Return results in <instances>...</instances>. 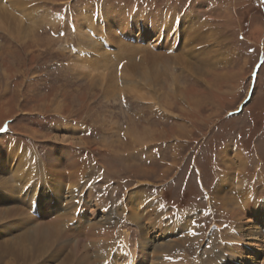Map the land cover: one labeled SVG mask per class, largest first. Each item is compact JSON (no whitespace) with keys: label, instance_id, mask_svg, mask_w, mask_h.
Masks as SVG:
<instances>
[{"label":"rangeland","instance_id":"374dc122","mask_svg":"<svg viewBox=\"0 0 264 264\" xmlns=\"http://www.w3.org/2000/svg\"><path fill=\"white\" fill-rule=\"evenodd\" d=\"M37 1L58 17L53 25L36 28L31 37L23 32L26 43L0 30V264H112L106 258L127 228L134 237L140 229L147 242L178 244L173 254L150 247L148 264L168 258L188 264L187 255L189 263L206 264L231 239L240 217L263 225L252 209L264 201V0ZM90 7L96 25L106 18L127 28L129 16L138 20L152 11L155 18L144 23L148 45L158 36L152 29L159 28L157 13L191 21L177 41L165 34L162 50L154 44L133 55L132 65L144 62L141 74L151 60L163 73L153 83L134 79L146 101L126 92L105 94L76 70L78 25ZM134 8L138 13L129 15ZM189 30L197 38L186 45ZM176 55L188 62L178 64ZM27 189L45 195L44 202L37 198L41 208L25 198ZM162 215L169 222L186 216L192 221L186 234H194L198 218V235L178 238L174 229L170 238L160 230L149 234ZM47 226L60 232L40 229ZM228 258L216 263L239 260Z\"/></svg>","mask_w":264,"mask_h":264},{"label":"bare ground","instance_id":"6f19581e","mask_svg":"<svg viewBox=\"0 0 264 264\" xmlns=\"http://www.w3.org/2000/svg\"><path fill=\"white\" fill-rule=\"evenodd\" d=\"M0 2H1L0 3V30L7 32L13 39H17L18 41L23 42V43H26L28 41L27 36H30V37L34 36V34H35L34 30L36 28H41L44 25H53L56 22V20H58V17L52 13V11L47 7V5L42 4L43 1H40L41 3H39L37 0H5V2H4V0H0ZM26 4H32V5H30L28 7V9H26ZM32 6L34 9L29 10ZM95 13H96V11H95V9L93 10V7L87 8L84 12V17H82V19L79 21V25H78L79 28L78 27L77 28L79 29V31H78L79 38L81 39L80 48L78 50L80 61H79V63L76 64V70L78 72H80L83 76H88L89 78H91L92 82H93V86H103L105 94H110L113 97H116L117 95L120 96V94L122 92H126L128 94L134 95L135 97H137V99H139L141 101H146V98L144 97L143 93L138 92L137 87L134 85V84H136L134 82V79L137 81L140 80V81H143L146 83L147 82L153 83V81L156 82L157 80H159V77H161L163 75V73H162L161 69L158 68L156 61L151 60V64H150V63H148V60H147L148 58L147 59L145 58L147 60V61L145 60V62L147 64H150L149 65L150 68L146 67L147 69L145 71H147V72L145 74H141L140 68L143 67V64H144V62L142 63L143 60L140 62V64L142 66L139 65L140 66L139 67V66H136V64L132 65L134 63L131 59L134 58L137 54L139 55V53H142V52L146 53L147 48H149V50L150 49L154 50V48H155L154 44H161L158 46H160V49L162 50V47H165L164 45L169 42V40L165 39V37H167L165 34H167L168 37L173 38L174 39L173 41H177L179 38L182 37V34H181L182 25L183 24L190 25L191 21H189V19L183 20V18L181 16H179V15H177V13L175 14L173 12L165 13V15L161 16L162 18L160 17V14L157 13L156 14L157 19H155L156 20L155 22L159 24V28L155 29V27H153L152 29L158 33V36H157V39H155L151 44L148 45L147 44V37L148 36L146 35L145 29L150 30V28L149 27L146 28L145 24H146V22H149L148 18H152V16H153L152 11H147V13L150 14V16H147L145 18V16L143 15L142 18H139L138 20L134 19L132 16H129L130 21H131L129 23V26L130 27L136 26V28L134 27L136 32H135V30L133 31L130 27H128V28L127 27H120V26H117L116 24L111 25V24H109V22L105 21V20H107L106 18H105V20L100 19L101 20L100 23H98V25H96L95 22L96 21L98 22V20H96V16L94 15ZM129 13L136 14L138 12L136 9L135 10L131 9V11L128 12V14ZM122 15L123 14L120 11V17H123ZM111 17H112V15H111ZM153 18H155V17L153 16ZM159 19H161V20H159ZM151 21H153V20H151ZM97 26L99 28H97ZM24 28H31L32 31H28V33H27V31H26L27 29H24ZM167 29H168V32L166 33ZM109 31H112L114 33V35L111 36L109 34ZM23 32H26L27 36H24ZM163 33H164V35H163ZM120 34H123L124 37L120 38L121 37L120 36L118 38V36ZM188 34L189 35L191 34V36L189 37ZM188 34L185 37V38H188L187 40L185 39L186 45H189L191 42L193 43L194 40L197 38V36L192 35V32L190 30H189ZM183 43H184V41H183ZM171 44H173V43H171ZM171 49H173V48H171ZM115 51H116V53H114ZM199 53H201V52H199ZM111 55H113L115 59L111 60V59H109L110 57L109 58L105 57V56H111ZM133 55H135V56L133 57ZM147 55H148V53H147ZM212 56H215V55L213 54ZM212 56L207 55L208 60L210 59V57L212 58ZM123 59H128V62L122 63V61H124ZM184 59L178 57L177 55L174 56V60L178 64L181 63L180 62L181 60H182V62H184V64H186L188 62V59H187V61H184ZM168 61H169V59L166 57L164 62L167 64ZM226 62L227 61H222L220 64H224ZM90 63L93 66H90L89 65ZM95 64H96V66H94ZM103 66H104V68H103ZM100 67H101V70H103V71L99 70ZM114 67H115V73H114ZM92 75H93V77H92ZM204 75H205V72L202 73V76H204ZM195 76H197V75H195ZM119 86H123L122 87L123 89H120ZM129 132H130L131 136H134V138L137 137L135 134V130L133 128ZM141 138H143V137H141ZM139 140H142V139H139ZM236 158H238V156ZM49 165H51V164H49ZM42 170H43V167H42ZM239 171L237 170V173ZM21 173H23V172H21ZM31 177H33V175H31ZM230 180H228V178L224 179L221 183V186H223V188L225 186H228ZM239 182L241 183L242 181H239ZM29 186L31 188V185H29ZM240 190H239V192H240ZM80 192H82V191H80ZM239 192H237V193H239ZM26 193L27 194H26L25 198L27 200H30L32 197L31 201L33 202L34 209L37 210V209L41 208L42 204L39 202L40 205L37 206L36 203H37L38 199L41 200L42 202H44V196L45 195H42L43 197L38 198V196H37L38 194L37 195L34 193L30 194L29 190ZM53 197H55V199H57L59 201L61 200L60 196L58 197V196L54 195ZM57 200H56V202H57ZM139 200H141V199H139ZM95 202H97V201L95 200ZM246 203H247V200H246ZM256 203H258V204L255 205V207L252 209L255 212V215H257L255 218V221H257L259 223H263V225H260V227H256L255 225L253 226V224H250V222H252L253 220H251L250 222L249 221L244 222V221H242L244 217L241 215L242 217H240L238 219L240 222H236L232 226V230L229 231V233H228V234H230L231 239L228 240V242L223 241V243H222L223 248L220 250H217L216 252H213V254L211 256H209L210 258L208 257L209 261L207 260L206 264H218L216 262H221V261L224 262V260H229L228 257H231V256L238 257L239 260H241V261H239V260L238 261H235V260L231 261L230 260L231 262H226V263H222V264H233V263H236V264H258L259 261L257 258H259V257L261 258V256H262V258H264V220L263 221L259 220V219H261V217L264 218V201L258 199V202H256ZM244 205H246V204H244ZM260 208H263V210L262 209L259 210ZM20 210L24 211L25 209L20 208ZM56 210H57V208H56ZM137 210H139V209L137 208ZM75 211H74V215L76 214ZM108 213H110V212H108ZM79 214H81V213L79 212ZM157 214H158V212H157ZM129 217H127V218H129ZM164 217L165 216L162 215L160 221L158 222L157 227H154L153 225H152V227L149 226L151 228L149 230V234H152L153 231H155L157 233V231L160 230V234L163 235V234L167 233V235H169L168 237L170 238L172 236L171 229H174V231L178 230L181 234H184V233L186 234L188 232V228H190V226L192 224V221H189L186 218V216L185 217L182 216V217L177 218L176 220H171L172 225H173V226H171L169 224L171 222L164 221L165 219L167 220L168 218H164ZM74 219H77V218H74ZM130 222L134 226L135 225L140 226L138 219L129 220V223ZM239 223H241V224H239ZM238 225L239 226L242 225L241 228ZM110 227L111 226H109V228ZM49 228H51V229H49ZM49 228L47 226V227H41L40 229H44L43 231H45L46 233L51 232V234H54V233H56V231H59L53 226L52 227L50 226ZM101 228H102V226H101ZM125 229H126V227H125ZM141 230H142V228H141ZM37 231H39V230H37ZM37 231H35V232H37ZM40 232L42 233V230H40ZM174 233H176L177 236L180 235V234L178 235L177 232H174ZM58 234L60 235L61 233H58ZM134 234L136 235V233H134ZM225 235H227V234H225ZM247 235H248V237H246ZM160 237H163V236H160ZM120 238L122 239V241H120L119 243L116 242V244L112 247L111 251L109 249L110 252H109L108 256H107V253L102 255V257L107 256L106 260H108L109 263L111 262L112 264H148L147 259H146L147 258L146 257V253H147L146 251H148V249L150 247H152L151 249L154 250V252H159L161 255L165 254V252L169 253V254H173L175 252V249L179 247L178 244L175 243V241H174V244H168V245L164 244L163 242L157 243L154 239L147 242L145 240L146 237H144V235L140 231V229L138 230V234L134 237L132 235L131 230H129L127 228V230H125V232L122 234V237H120ZM155 238H158V236ZM169 238H168V240H169ZM249 241H254V242H249ZM153 242L154 243L156 242L157 245L153 244ZM32 247H33V245H32ZM47 247H48V244H47ZM105 247H106V245L104 246V248ZM107 251H108V249H107ZM244 251H246L249 254L251 253L250 258L247 257V255ZM161 252H163V253H161ZM95 256H96V254H95ZM141 257H142V259L140 260ZM151 257H153V256H151ZM112 258H116V260H113ZM96 260H97V258H96ZM96 260H95V262H96ZM174 260H176V259L174 258ZM100 262H102V261H100ZM159 262H161V261H159ZM93 263H94V261H93ZM164 263H165V261H164ZM263 263H264V260H263ZM263 263H261V264H263Z\"/></svg>","mask_w":264,"mask_h":264}]
</instances>
